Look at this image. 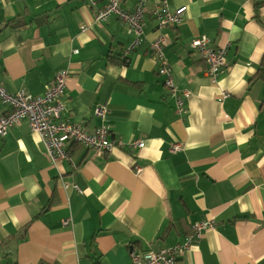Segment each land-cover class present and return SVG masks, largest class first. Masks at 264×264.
I'll return each instance as SVG.
<instances>
[{"label":"crops","instance_id":"obj_1","mask_svg":"<svg viewBox=\"0 0 264 264\" xmlns=\"http://www.w3.org/2000/svg\"><path fill=\"white\" fill-rule=\"evenodd\" d=\"M138 1L118 0L125 11ZM158 1L146 0L136 42L116 16L94 21L107 0H0L4 90L39 96L65 72L62 119L93 133L106 106L109 138L124 143L97 157L72 142L73 167L53 164L26 120L9 129L0 264H133L132 251L182 243L210 219L179 264H264V0H167L187 10L161 29ZM159 36L177 96L157 74ZM201 36L226 50L215 82L191 47ZM136 140L144 147H127Z\"/></svg>","mask_w":264,"mask_h":264},{"label":"built area","instance_id":"obj_2","mask_svg":"<svg viewBox=\"0 0 264 264\" xmlns=\"http://www.w3.org/2000/svg\"><path fill=\"white\" fill-rule=\"evenodd\" d=\"M145 2L146 0H139L132 11H125L119 6L118 0H107L106 4L95 12L94 21L103 22L114 15L127 25L128 32L133 33L136 36V42H138L137 38L143 30ZM186 10L187 7L182 6L172 11L168 8L167 0H159L153 10V16L158 21L157 27L161 29L179 24ZM166 44V37L159 36L150 44V50L158 62L157 74L163 77L165 88L171 95L177 96L171 67L163 54ZM191 47L199 51L207 64V75L212 82H215L227 65L226 50L211 46L205 36L193 41ZM67 78L68 74L65 72L57 74L54 82L46 85L43 94L39 96H31L23 90L10 95L0 85V102L8 108L7 113L0 117V140L4 138L9 129L24 119L27 121L30 131L39 136L44 153L53 164L66 160L74 167L67 152V146L72 142L78 143L84 149L92 150L97 157L109 153L114 147L124 148V143L121 140L113 141L109 138L106 106L96 107L93 111L102 121L93 133L85 131L78 124L62 119L65 104L61 100V94L66 87ZM189 96L188 92H183L184 98ZM183 106V98L177 97L176 111L178 114L183 111ZM127 147L140 149L144 147V143L141 140H136L127 144ZM212 227V219L202 221L194 226L182 243L157 250L132 251V262L133 264H179L178 258L201 240L204 230Z\"/></svg>","mask_w":264,"mask_h":264},{"label":"trees","instance_id":"obj_3","mask_svg":"<svg viewBox=\"0 0 264 264\" xmlns=\"http://www.w3.org/2000/svg\"><path fill=\"white\" fill-rule=\"evenodd\" d=\"M73 143L78 144V143H76V142H73Z\"/></svg>","mask_w":264,"mask_h":264}]
</instances>
